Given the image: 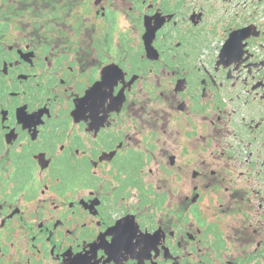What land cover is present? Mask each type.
Returning <instances> with one entry per match:
<instances>
[{
	"label": "flooded vegetation",
	"instance_id": "af4514ba",
	"mask_svg": "<svg viewBox=\"0 0 264 264\" xmlns=\"http://www.w3.org/2000/svg\"><path fill=\"white\" fill-rule=\"evenodd\" d=\"M39 2L0 0V264H264V0Z\"/></svg>",
	"mask_w": 264,
	"mask_h": 264
},
{
	"label": "rangeland",
	"instance_id": "374dc122",
	"mask_svg": "<svg viewBox=\"0 0 264 264\" xmlns=\"http://www.w3.org/2000/svg\"><path fill=\"white\" fill-rule=\"evenodd\" d=\"M8 1L10 2V4H11V2L19 3L22 1L28 3V0H8ZM42 1L43 0H40L39 5H42ZM68 1L71 2L73 0H68ZM30 2H33V0H30ZM87 4H89V3L87 2ZM16 6H18V5H16ZM9 9H10V6H5V7L1 8L0 11L2 13H5ZM60 13H62L61 18H59V19H61L62 25L65 23L66 24H75L78 21V22H81L80 24H82V27L84 28V21H83V17H82L83 12L81 11V9L72 8V10L70 9L67 13H65L64 11H62ZM70 13H71V15H78V18L76 19V17H75L72 20H71V17L67 18ZM47 15L48 16H46L45 20H41V23L49 22L51 17L49 15V13H47ZM84 15L89 16L88 12H85ZM24 22H25L24 23L25 26L30 25L31 27H33V25L35 24L34 22H32V24H29L26 21V17L24 19ZM97 23H98V26H101V25H103L104 22L103 21L101 22V19H97ZM85 33L88 37H90L89 40H91V39H92V41L94 40V37H92L89 33H87L86 30H85ZM98 36H99V33H98ZM95 42H98V41L95 40ZM92 43H90L89 46H91ZM161 72H162V69H159L158 71H154L153 74L161 73ZM167 77H169V75H166V73H163L159 76L153 75L151 80H146L145 82L147 84L152 85L153 88L159 93L161 90L165 91L166 88L170 89V85L167 86V84H165ZM191 115L195 116V114H192V113H191ZM187 125H189V122L186 121V123H185V122L179 121L177 119V115H174L173 118L169 121V125H167L168 133H167V135L163 136L164 142L162 143V146L164 147V151H165V149H167L168 151L166 153L164 152V154L161 155V158L159 159V165H160L161 169L168 168V170H170V171L175 170L176 165H172L170 163L169 158L172 154L178 155V158H180V156H182V155H187L183 152L184 146L188 148L189 154H193L195 151L200 149V147H199L200 142L198 140L199 139L198 133L192 132L191 134H189ZM193 127H194V130H196L200 133H203L205 135H208V129L203 128L202 126H199V125L197 126L196 124H193ZM130 134H131V132H130ZM132 134H133V132H132ZM136 136H139L138 133H136ZM180 142L182 144L178 147V143H180ZM137 147H139V146H137ZM184 161L187 162L186 160H184ZM151 166L154 167L151 164L146 169H150Z\"/></svg>",
	"mask_w": 264,
	"mask_h": 264
},
{
	"label": "snow or ice",
	"instance_id": "6c2138e0",
	"mask_svg": "<svg viewBox=\"0 0 264 264\" xmlns=\"http://www.w3.org/2000/svg\"><path fill=\"white\" fill-rule=\"evenodd\" d=\"M94 62V61H93ZM109 70H107V69H105V72H108ZM113 72H115V70H112ZM113 83H115V75H113V76H111L110 78H109V87H111V85L113 84ZM97 87H99V86H97ZM93 91H95V90H93ZM89 95H91V92L89 93ZM0 206H2V205H0ZM6 216H7V214H5ZM0 226H2V221H0Z\"/></svg>",
	"mask_w": 264,
	"mask_h": 264
}]
</instances>
